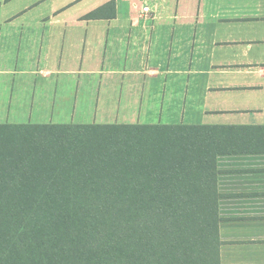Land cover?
<instances>
[{
	"label": "crops",
	"instance_id": "obj_1",
	"mask_svg": "<svg viewBox=\"0 0 264 264\" xmlns=\"http://www.w3.org/2000/svg\"><path fill=\"white\" fill-rule=\"evenodd\" d=\"M111 2L115 18L85 19ZM39 7L30 68L0 69V124L204 128L218 152L220 263L264 264V0Z\"/></svg>",
	"mask_w": 264,
	"mask_h": 264
},
{
	"label": "trees",
	"instance_id": "obj_2",
	"mask_svg": "<svg viewBox=\"0 0 264 264\" xmlns=\"http://www.w3.org/2000/svg\"><path fill=\"white\" fill-rule=\"evenodd\" d=\"M115 17L111 2L85 19ZM204 132L0 124V264H221Z\"/></svg>",
	"mask_w": 264,
	"mask_h": 264
},
{
	"label": "rangeland",
	"instance_id": "obj_3",
	"mask_svg": "<svg viewBox=\"0 0 264 264\" xmlns=\"http://www.w3.org/2000/svg\"><path fill=\"white\" fill-rule=\"evenodd\" d=\"M41 0H0V69L9 71L28 70L30 66L24 61L27 27L35 23L36 11ZM25 13V14H24ZM15 18L11 23L10 19ZM16 40V41H14Z\"/></svg>",
	"mask_w": 264,
	"mask_h": 264
},
{
	"label": "built area",
	"instance_id": "obj_4",
	"mask_svg": "<svg viewBox=\"0 0 264 264\" xmlns=\"http://www.w3.org/2000/svg\"><path fill=\"white\" fill-rule=\"evenodd\" d=\"M150 12V9L148 8V7H145L144 9H143V13L144 14H148Z\"/></svg>",
	"mask_w": 264,
	"mask_h": 264
}]
</instances>
